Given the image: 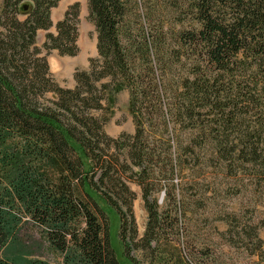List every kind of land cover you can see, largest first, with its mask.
Returning a JSON list of instances; mask_svg holds the SVG:
<instances>
[{"label":"trees","instance_id":"obj_1","mask_svg":"<svg viewBox=\"0 0 264 264\" xmlns=\"http://www.w3.org/2000/svg\"><path fill=\"white\" fill-rule=\"evenodd\" d=\"M61 1L0 11V264H51L36 259L46 252L125 264L108 211L129 264H201L176 180L211 150L264 182V0H86L98 55L74 88L48 62L79 53V2L49 32ZM124 91L135 133L113 139L105 126ZM131 183L148 216L141 237Z\"/></svg>","mask_w":264,"mask_h":264},{"label":"rangeland","instance_id":"obj_2","mask_svg":"<svg viewBox=\"0 0 264 264\" xmlns=\"http://www.w3.org/2000/svg\"><path fill=\"white\" fill-rule=\"evenodd\" d=\"M76 2L80 3L78 55L62 57L53 51L48 56L49 66L52 63V70L54 69L52 73L50 68L53 78L65 88H69L75 72L88 70L90 60L98 55L97 34L88 18L86 0H62L52 11L54 27L49 32L55 33L58 21ZM2 3L3 0H0V11ZM47 33L40 31L38 34L39 47L43 46ZM74 87L75 84L72 88ZM48 97L55 98L52 94ZM116 98L114 114L106 124L105 132L113 139H118L123 134L134 135L129 93L121 92ZM226 165L216 159L211 150H207L198 163L190 166L192 168L186 173L184 180H176L180 184L177 194L184 197L190 210L186 218L190 239L198 251L197 255L201 257V264H264V182L256 175L251 176V171L237 173L235 170H227ZM130 188L136 194L133 209L141 237L145 232L148 216L141 189L133 183ZM159 198L163 205L164 194L160 193ZM101 206L106 208L104 204ZM108 212L112 245L121 262L129 264L123 257V247L118 236L119 217L113 211ZM35 237L37 238L36 235ZM206 255L210 257L206 258ZM42 257L44 258L36 259L61 264L57 254L46 252Z\"/></svg>","mask_w":264,"mask_h":264},{"label":"crops","instance_id":"obj_3","mask_svg":"<svg viewBox=\"0 0 264 264\" xmlns=\"http://www.w3.org/2000/svg\"><path fill=\"white\" fill-rule=\"evenodd\" d=\"M24 16H26L25 15V12H23V14H22V17H24ZM64 17V16H63ZM63 19V18H62ZM61 20V19H60ZM59 20V21H60ZM40 33V32H39ZM51 65H50V68H51V72L52 73H54V69L52 70V63H50ZM58 82L60 83V84H62L63 85V82H61V80H58ZM74 84H75V81L73 80V78H72V83L69 85V88H72L73 86H74Z\"/></svg>","mask_w":264,"mask_h":264}]
</instances>
